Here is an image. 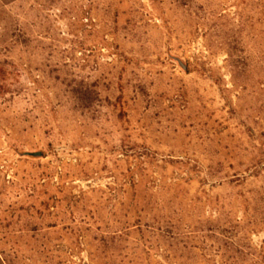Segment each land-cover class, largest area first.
I'll list each match as a JSON object with an SVG mask.
<instances>
[{"label":"rangeland","instance_id":"374dc122","mask_svg":"<svg viewBox=\"0 0 264 264\" xmlns=\"http://www.w3.org/2000/svg\"><path fill=\"white\" fill-rule=\"evenodd\" d=\"M222 215L264 247V0H0V264H230Z\"/></svg>","mask_w":264,"mask_h":264},{"label":"trees","instance_id":"16d2710c","mask_svg":"<svg viewBox=\"0 0 264 264\" xmlns=\"http://www.w3.org/2000/svg\"><path fill=\"white\" fill-rule=\"evenodd\" d=\"M213 222H215L214 228L209 231L214 234L217 243L226 246V252L223 255L226 261L230 264L248 261L258 263V260L264 262V247L260 250L245 244L246 231L239 220L232 222L228 215H222Z\"/></svg>","mask_w":264,"mask_h":264},{"label":"water","instance_id":"95a60500","mask_svg":"<svg viewBox=\"0 0 264 264\" xmlns=\"http://www.w3.org/2000/svg\"><path fill=\"white\" fill-rule=\"evenodd\" d=\"M180 63V65L186 70L187 69V65L185 63H183L180 59H177ZM29 155L35 156V157H40L43 155L42 152H30L28 153Z\"/></svg>","mask_w":264,"mask_h":264}]
</instances>
